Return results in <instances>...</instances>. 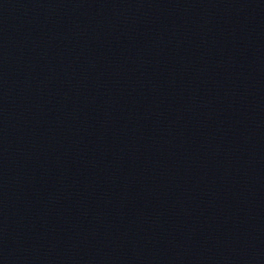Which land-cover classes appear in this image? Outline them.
<instances>
[{
    "label": "water",
    "instance_id": "obj_1",
    "mask_svg": "<svg viewBox=\"0 0 264 264\" xmlns=\"http://www.w3.org/2000/svg\"><path fill=\"white\" fill-rule=\"evenodd\" d=\"M0 264H264V0H0Z\"/></svg>",
    "mask_w": 264,
    "mask_h": 264
}]
</instances>
